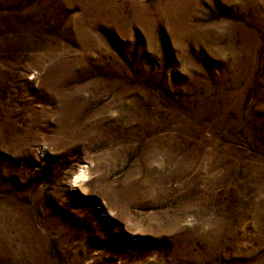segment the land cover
<instances>
[{"label": "rangeland", "instance_id": "374dc122", "mask_svg": "<svg viewBox=\"0 0 264 264\" xmlns=\"http://www.w3.org/2000/svg\"><path fill=\"white\" fill-rule=\"evenodd\" d=\"M178 4L0 0V264H264V0Z\"/></svg>", "mask_w": 264, "mask_h": 264}, {"label": "bare ground", "instance_id": "6f19581e", "mask_svg": "<svg viewBox=\"0 0 264 264\" xmlns=\"http://www.w3.org/2000/svg\"><path fill=\"white\" fill-rule=\"evenodd\" d=\"M163 11L165 13L171 12L173 15L177 14L180 11L178 0H168V5ZM82 177H84V175H79L76 177V180L74 181L77 182V180Z\"/></svg>", "mask_w": 264, "mask_h": 264}]
</instances>
